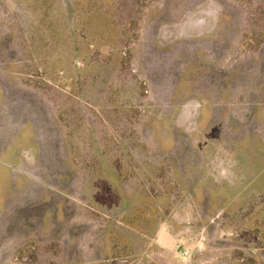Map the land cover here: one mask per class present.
<instances>
[{
  "label": "rangeland",
  "instance_id": "1",
  "mask_svg": "<svg viewBox=\"0 0 264 264\" xmlns=\"http://www.w3.org/2000/svg\"><path fill=\"white\" fill-rule=\"evenodd\" d=\"M83 210L100 264H264V0H0V264Z\"/></svg>",
  "mask_w": 264,
  "mask_h": 264
},
{
  "label": "crops",
  "instance_id": "2",
  "mask_svg": "<svg viewBox=\"0 0 264 264\" xmlns=\"http://www.w3.org/2000/svg\"><path fill=\"white\" fill-rule=\"evenodd\" d=\"M87 213H89L87 210H83L82 213L77 214V216L81 217L79 219V227L78 230H75L77 232H75V236L78 238H75V240L71 241L69 243V255L68 256H63L64 260H65V264H100V262H102L105 258L112 256L110 254L109 256V250L107 249V242L105 240H101L100 243L96 244L94 242H92L93 236L94 234H92L90 236V240L88 239H83V233L81 232L82 227L81 224H85V220H86V216ZM83 218V219H82ZM88 223V222H86ZM80 232V233H79ZM78 233V234H77ZM72 239V237H71ZM154 245L152 247L153 250H157V248L161 247L160 245L164 246L167 244H161L158 240H154ZM50 242H44L42 244H33L34 248H36V250L40 251L42 249H45L44 245H50ZM26 244L24 243V247ZM151 245V243L148 244ZM31 246V245H30ZM139 252L141 249V246H139ZM143 247V246H142ZM166 251H170V248L168 246H165ZM163 249V248H162ZM144 250V248H143ZM151 251V250H150ZM102 253V254H101ZM47 256H46V255ZM45 254L43 255V258L48 259V264H52L54 261H58L61 256H58V254L55 255H49L48 253L45 252ZM100 254V256H98ZM140 254V253H139ZM49 255V256H48ZM29 255L26 256L27 260H24V264H41V262H43L44 260H42V258L36 257L35 259H33V261L28 257ZM58 258V259H57ZM148 260H146L145 258H142L141 256L137 257L136 260V264H163L162 261L158 262L157 260L154 259L155 262L152 261V259H150V257H147ZM29 259V262H27ZM57 259V260H55ZM151 261V262H149ZM55 263V262H54Z\"/></svg>",
  "mask_w": 264,
  "mask_h": 264
},
{
  "label": "built area",
  "instance_id": "3",
  "mask_svg": "<svg viewBox=\"0 0 264 264\" xmlns=\"http://www.w3.org/2000/svg\"><path fill=\"white\" fill-rule=\"evenodd\" d=\"M183 257H187V252H183Z\"/></svg>",
  "mask_w": 264,
  "mask_h": 264
}]
</instances>
